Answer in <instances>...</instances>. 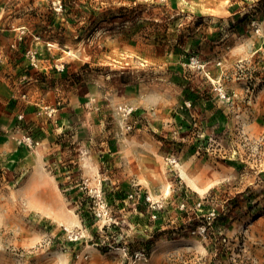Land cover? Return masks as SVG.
I'll return each mask as SVG.
<instances>
[{
    "label": "rangeland",
    "instance_id": "374dc122",
    "mask_svg": "<svg viewBox=\"0 0 264 264\" xmlns=\"http://www.w3.org/2000/svg\"><path fill=\"white\" fill-rule=\"evenodd\" d=\"M0 264H264V0H0Z\"/></svg>",
    "mask_w": 264,
    "mask_h": 264
},
{
    "label": "trees",
    "instance_id": "16d2710c",
    "mask_svg": "<svg viewBox=\"0 0 264 264\" xmlns=\"http://www.w3.org/2000/svg\"><path fill=\"white\" fill-rule=\"evenodd\" d=\"M251 75L253 76L254 79H256L257 74L254 73V74H251ZM57 143H58V141H57ZM117 191H118V192H116V195H118L117 197L121 198L122 200L127 197L128 190L120 189V190H117ZM106 195L110 199V201H109L110 204H109V202H108V204H109V206H111L112 205L111 203H115V202H114V200H112V198L110 196L111 195L110 193H107ZM94 199L95 198L93 196L86 194V195H84L83 198H81V200H79V205H80V208L82 209L81 210L82 220L84 222H86V223L90 222L92 224L93 221L96 218V212L93 210L94 206H95L94 203H93ZM87 206H88V208H92V209H87ZM138 208H139V211H141V212L143 211V209H145V207H143L142 205H139V204H138ZM111 215H113L112 212H111ZM107 229H108L107 227L104 228L105 231H107ZM150 235L153 238V237L159 235V233H157V235H156V232H153ZM95 236L99 237V235L96 234V232H95ZM96 243L98 244V247L103 252H106L112 246L113 247H119L121 241H119L118 239L115 238L113 240V242L105 241V242L102 243V242L97 241ZM153 243H154L153 239L150 238L148 240H144L143 242H140L139 245H133V244L130 245L129 244L130 245L129 247H130L131 251H135L137 249L138 250H143V251H149L151 246L153 245Z\"/></svg>",
    "mask_w": 264,
    "mask_h": 264
}]
</instances>
